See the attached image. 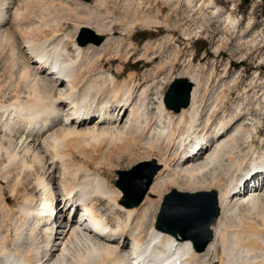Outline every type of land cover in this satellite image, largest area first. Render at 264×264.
Returning <instances> with one entry per match:
<instances>
[{
  "label": "bare ground",
  "instance_id": "obj_1",
  "mask_svg": "<svg viewBox=\"0 0 264 264\" xmlns=\"http://www.w3.org/2000/svg\"><path fill=\"white\" fill-rule=\"evenodd\" d=\"M92 1L0 0V21L4 22L0 26V60L5 62L0 67V264H150L155 254L164 257L162 264H264V185L256 192L232 197L251 175L256 184L264 178V136L259 134L264 129V79L260 74L256 72L250 88H244L239 104L232 109L226 106L229 96L225 91L237 90L241 75L224 80L229 78L226 67L210 88L218 76V60L213 59L210 67H195L189 61L183 78L194 84L190 107L176 113L167 108L166 93L160 92L157 109L151 114L150 81L138 80L134 73L120 80L103 65L112 55L127 65L139 55L137 44L113 36L116 30L122 28L129 35L142 24L170 28L171 16L181 17L178 5L186 6L187 17H196L200 23L197 31L184 30L187 46L212 19L223 23L227 35L244 40L253 18L243 30L235 4L225 11L211 0H201L199 6L196 0H125L127 14L120 18L110 8L119 0ZM157 2L170 9L165 21L152 15L154 6L157 16L168 9L155 5ZM144 5L149 12H144ZM68 27H72L69 32ZM83 28L104 36L103 44H78L75 37ZM263 33L245 41L246 51L260 50L257 40ZM175 39L168 35L164 40L169 45ZM225 39L216 47V57L228 47ZM241 47L243 60L238 63L248 60L251 53H242ZM164 54V43L148 41L140 56L157 63L152 70L155 79L165 72V66L173 70V61L180 57L174 49L173 59L163 62ZM77 109L96 113L106 123L71 124ZM258 111L261 117L254 115L258 118L254 119ZM84 116L88 114L82 121ZM105 143L114 148L113 154L109 152L119 161L125 156L141 162L158 159L161 168L139 207L124 206L123 192L101 172L105 166L115 165L113 157L104 159V147L97 150ZM29 185H34L32 191ZM59 187L63 193L81 192L77 204L91 220L75 222L78 228L72 231L67 232L66 227L60 242L53 244L49 230L56 223H49L44 233L37 226L50 219ZM171 189L217 193L220 214L204 251L197 252L191 241H178L158 230L155 218L146 228L158 205L151 195L162 201ZM37 192H43L40 202ZM10 198L15 202L12 205ZM104 203L107 209L101 211ZM115 232L132 238L131 244L120 250L119 244L107 243L104 238Z\"/></svg>",
  "mask_w": 264,
  "mask_h": 264
},
{
  "label": "rangeland",
  "instance_id": "obj_2",
  "mask_svg": "<svg viewBox=\"0 0 264 264\" xmlns=\"http://www.w3.org/2000/svg\"><path fill=\"white\" fill-rule=\"evenodd\" d=\"M135 1H136V3H139V1L141 2V0H135ZM212 1H215L217 3V5L219 7H221L222 9H225V11L231 10L233 4H235L237 11H238L237 17L240 20L242 19L241 21H243V22H241L242 24L240 26V28L243 30L247 28L246 25L248 24L249 20L251 18H253L252 29L250 30V33H248V36H246L244 40L243 39L239 40L240 38L238 39L236 37L237 35H233L234 37L227 35L226 33H224L223 23L215 21V19H212L210 22L211 24L210 23L204 24L205 28L202 29L203 31L201 32L200 35H198L197 37H194V39L192 40L191 46H187V42H186L187 38H185L183 32L186 28L189 31H191V30L197 31V27L199 26V25H197V23H199V22L197 21L196 17L188 18L187 16L189 15V10L186 8V6L181 8L180 5H178V9L180 10V13H181L180 16L181 17L172 15L170 20L168 19L169 20L168 25L170 28H156L153 26H151L152 28L151 27L148 28V26L145 27L142 24L141 26L138 25V26L133 27L132 34H129V35L128 34L124 35L123 31L121 30L122 28L121 29L119 28V30L115 31V32L118 31L115 35H113L115 38L120 39V37H121V39H122L124 37L126 39V42L130 41V42H134L135 44H137V46L139 47V55L134 56L130 60L129 64L127 65V64H124L125 60L124 61L115 60L114 59L115 57L111 54L112 56H110V58H109L110 60L109 61L107 60V63H106V59H105L103 61V63H104L103 65L105 66V69H108L109 73H112L113 75H115L120 80L128 79L129 74L134 73V75H136V78L138 80H140L144 77V78H147L148 81H150L149 82L150 84L148 86V87H150V90H149L150 92H148V96H150V98L148 97V105L150 104L149 107H150V113L151 114H153L157 109L158 98H159L158 96L160 95V92L164 96L165 93L167 92L168 88L172 84L173 80H176L178 78H183L185 76L184 69L188 66L189 61L195 67L200 65V64H203V65L205 64L208 67H210V66L214 65L213 63L215 62V60H218L216 62V65L218 66V70H217L218 76H216L215 80H212V82H210L211 83L210 88H213L216 85L217 78H220L221 76H223L225 74V71H226L225 68L226 67H229V71H228L229 72V78L227 77L224 80H230V78H233L234 76H238L236 74L241 75V78H240L241 81L238 83L237 90L235 88H233V89H231V91H225L227 93V95L229 96V98L225 102V103H227L226 106H228L229 108H232L231 106L233 104H239L238 101L241 99V94L244 93V91H243L244 88H246V87L248 89L250 88V86H248V84L250 83L251 79L253 77H255L256 72H258L260 74V78L264 79V33L262 34L261 37L259 36V39L257 40L260 42L257 44L258 47H261L259 51H255L256 49L252 50V48L250 49L251 51H249V50L246 51L247 49L244 48V46L248 40H252L257 35L261 34L262 31L264 32V0H249V2L247 4L245 3L246 0H211V2ZM89 3H91V2H89ZM196 3H197V6H199L201 4V0H196ZM126 4H127V2H125V0H119L117 5L114 7H113V3H111L110 8L112 9V11H114V14L116 17L123 18L124 17L123 14H125L123 11V8L125 7ZM157 4L159 5V7H167L168 8V6H166L165 4H162L161 2H157L155 5H157ZM144 6L145 7L143 8V6H142V8L145 9L144 12H146V10H148V6L147 5H144ZM135 9L138 10L136 4H135ZM156 10L157 9L154 6V8L152 10V15L157 17L161 21H165V17H166V15L170 9L168 8L165 11V13H163V15H159V16H157ZM149 11L150 10H148V12ZM154 12H156V13L154 14ZM169 13H170V11H169ZM183 14H185V16ZM192 18H194V19H192ZM216 20H218V19H216ZM10 26L11 25L9 24L7 27H10ZM142 26H143V28H142ZM69 29L71 31L72 27H68V29H67L68 32H69ZM80 32H78L76 34V37H75V40L78 44H79L78 34ZM255 33H259V34H255ZM254 34H255V37H254ZM168 35H175L176 36L175 41H173L169 45L167 42H165L166 37ZM225 37H227V40H229L228 47H225L224 49H222L223 54L220 55V57H216L214 55V51H215L216 47L221 44L222 39ZM227 40L225 39V41H227ZM148 41L156 42V43H164L165 54L163 56V59H164L163 62L165 61V59L166 60H169V59L172 60L173 59L172 54L174 53V49L176 50V52L178 54L180 53L179 54L180 57H178V61L177 60H175L176 62L173 61L172 65L174 66L173 67L174 69L172 68L173 70H171L169 65H167V67L165 66V72L160 73V77L158 79H155L156 77L152 76V70L155 68V64H157V63L156 62L151 63L149 60H146L144 58L142 59L140 57L141 54H144V48L146 47V45H148ZM175 42H176V45H175ZM241 44H243V45H241ZM177 45L179 46V49L175 48V46H177ZM239 46H243V47H241L242 53H245V52L250 53L251 52L248 55L249 59L246 60L244 63H238V62L243 60L241 58L242 56L240 54V51L238 50ZM73 50L74 49H71V51H73ZM179 50H180V52H179ZM135 53H137V52H135ZM208 53H212L211 56L204 59V55L207 56ZM146 54H147V52H146ZM147 55L151 56L150 54H147ZM159 55L162 56L161 54H159ZM126 58H129V57H126ZM213 59H214V62H213ZM2 61L3 60H0V63H1L0 67L1 68L5 66V62L4 61L2 62ZM158 61L159 60H157V62ZM105 63H106V65H105ZM34 64H36V63H33V66H34ZM121 67H123V69ZM206 74H208V73H206ZM258 113L253 114L254 119H258L259 117H261L260 111H258ZM254 115L258 118H256ZM259 134H260V136H264V129H261ZM255 144L257 146H261L258 141H255ZM106 147H107V144L105 143L102 145V147H100V148L97 147V150L103 148L102 152L106 156V157L104 156V159L107 157H113V159L115 160V161L113 160V164H115V165H113L111 168L106 167L104 165L105 167L103 166L104 169L101 172H103V174L106 173L105 175L108 176V179L111 182V184L115 188L119 189L118 187H116V182L118 180L117 172L118 171H124V170L128 171V170H130V169H132V168L136 167L137 165L144 163V162H141L142 159L141 160L131 159L128 156H125L120 161L116 160V158H115L116 156L115 157H114V155L112 156V154H113L112 152H113L114 148L112 146H109L105 150ZM109 150L112 154H110ZM101 154H100V156H101ZM104 159H102L103 162H104ZM0 160H2L1 155H0ZM78 160L80 161L81 159L79 158ZM143 160H145V159H143ZM155 160L158 163V159L155 158ZM111 173L112 174L114 173V174L112 175ZM213 185H214V183H213ZM33 186L34 185H31L28 188V190L32 191ZM172 191H173L172 189L168 190L166 192V194L163 195L162 201L161 200L159 201V199H157L156 196L151 195V197L155 198V200L158 201V205H157L156 210L151 211L149 221L147 223L146 228L150 227L154 218H155L156 222L158 221V215H159V212L161 209V205L164 202L165 197L167 195H169ZM176 191H178L180 193H190L184 189H178ZM6 193H7L8 197H11L9 191H7ZM38 194H39V192H37L36 196H38ZM190 194H193V193H190ZM14 203L15 202L12 200V198H10L9 204L12 205ZM106 209H107V206L104 203L101 206L100 210L105 211Z\"/></svg>",
  "mask_w": 264,
  "mask_h": 264
},
{
  "label": "water",
  "instance_id": "obj_3",
  "mask_svg": "<svg viewBox=\"0 0 264 264\" xmlns=\"http://www.w3.org/2000/svg\"><path fill=\"white\" fill-rule=\"evenodd\" d=\"M90 2L92 0H84ZM249 0H246L247 4ZM78 42L82 46L89 44L101 45L105 41L104 36L96 34L89 28H83L78 34ZM194 84L188 79L179 78L172 82L165 95V103L168 109L176 113L189 108ZM160 165L156 160L137 165L128 171H118V187L124 195L122 204L128 208L139 207L149 194ZM135 176V179H129ZM189 206V207H187ZM190 208L197 217L196 228L190 227L185 216L178 215L175 209ZM220 214L218 195L214 192L207 193H180L173 190L164 199L158 215L157 229L167 233L177 240H189L193 243L197 252L204 251L213 239L212 225ZM215 264V263H213Z\"/></svg>",
  "mask_w": 264,
  "mask_h": 264
},
{
  "label": "snow or ice",
  "instance_id": "obj_4",
  "mask_svg": "<svg viewBox=\"0 0 264 264\" xmlns=\"http://www.w3.org/2000/svg\"><path fill=\"white\" fill-rule=\"evenodd\" d=\"M129 179H135V176H130ZM175 212L178 215L185 216L188 219V223L190 227L196 228L198 226L197 224V217L193 214V211L191 209L186 208H178L175 209Z\"/></svg>",
  "mask_w": 264,
  "mask_h": 264
}]
</instances>
